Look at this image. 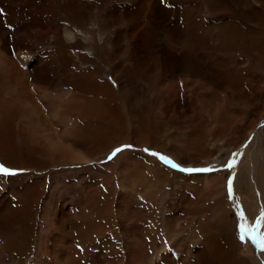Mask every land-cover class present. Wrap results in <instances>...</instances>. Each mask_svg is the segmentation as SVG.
<instances>
[{
  "label": "rangeland",
  "instance_id": "obj_1",
  "mask_svg": "<svg viewBox=\"0 0 264 264\" xmlns=\"http://www.w3.org/2000/svg\"><path fill=\"white\" fill-rule=\"evenodd\" d=\"M39 1L24 0V6L17 11L14 10L15 6L11 1V3L5 1L1 8L4 17L0 35L11 54L22 50L20 48L23 47L25 51H32L29 56L24 53L23 59L30 56L32 59L35 55L41 62L52 59L58 70L48 84L45 83L49 93L47 100L51 116L55 109L54 101L58 103L68 99L73 101V104L77 102L68 98L72 88L68 91V88L60 83L61 78L66 76L59 69L62 62L53 41L45 37L49 35L45 32V27L57 20L56 5L59 7L62 1L67 0L51 2L46 0L48 4L56 5L52 6L51 12L47 15L43 13L37 26L39 29L37 37L26 39L23 45L12 41V36L17 37V34L19 39L18 28H24L27 34L34 33L33 28L29 26L28 4L35 2L39 4ZM92 1L70 0L69 6L73 14L78 16V8L83 2L90 5L89 9L81 11L82 14L86 13L89 22L96 23L104 33L107 53L111 55L114 53V40H117L115 37L118 38V43L122 44L125 50L122 64L136 78L138 72L131 64L133 58L128 45L132 37L144 51H149L146 50L147 46L152 45L149 51L152 60H147L142 71V76L150 78L152 82L142 83L139 89V93H143L144 96L141 102L146 113L142 115L137 113L134 118L131 117V121L128 120L131 124L128 121L124 124L125 129H122L126 135L125 141H122L124 138L118 139L116 132L102 133L99 136L98 147L105 148L110 143L113 146L106 152L97 154L93 159L78 160L64 166L56 164L57 162L47 165L44 162L52 163L50 162L52 155L44 147V143L50 141L52 136L38 117L35 105L26 99L25 92L23 95L7 86L1 89L2 94L10 97L14 103L25 98V104L20 107L17 120L28 127V132L22 138L14 139L18 145L12 152L4 145L0 146V163L15 171L14 175L0 173V264H38V261L45 260V255H41V258L35 261L36 246L42 247L45 244L49 231L47 225L60 201L71 205L72 209H84V212L77 216L72 230L79 229L80 232L69 235L72 241L69 239L63 244L67 252L64 256L65 264H130L126 262L124 255L125 223L116 216L114 206L116 201L127 202L132 209L134 232L130 235L142 243L135 245L134 248L141 254L144 251L148 254L147 259L137 261V264L144 262L176 264V260L179 264H195L198 252L205 250V242L213 239L215 224L218 221V214L214 210L215 200L207 199L205 203L202 201L203 191L199 193L200 195L198 190L196 191V188L206 185L205 179L203 183L199 178L207 176H212L210 178L215 176L213 181L215 190L220 189L224 192L229 202L228 216L232 222L233 237L234 240H239L242 255L249 256L255 253L256 246L251 240V234L246 236L245 242L242 243L238 229L240 224L255 225L261 213H264V209L261 208V202L264 203V191L258 188L259 182L254 179L249 181L254 173L252 157L254 161L257 160V171L261 173L263 170L261 159L264 151L258 147L260 140L257 127L259 126L264 133V52L262 54L250 49L253 45H264V4L262 1L245 4L244 0H227L230 7L229 12H225L219 10L217 6L221 5L223 0H161L165 16L160 25L162 29L157 33L152 20L146 19L142 23L141 19H134L133 24H130V20L124 18V13L135 7L137 0ZM72 11L70 10L71 13ZM113 13H117L120 20L114 18L112 20ZM228 20L230 25L227 28L229 30L227 39V29L223 22ZM186 27L188 28L186 30L191 31L190 40L192 42L194 40L196 49L200 51L193 58L196 67L190 57L179 58L183 53L179 47L174 48L177 58L171 60L168 71L165 69L167 67L164 64L162 43L167 46L169 41L173 40L172 37L180 35ZM244 48L248 49V53ZM68 53L69 57H73V51ZM102 62L97 56L90 55V60L83 64L86 67L80 69L90 71L98 64L103 67V63H110L113 67L118 64V59ZM66 70L70 73L76 71L74 67L72 70L68 68ZM99 80L107 82L114 91H119L118 82L112 73L106 71V67L99 73ZM160 82L163 83L162 87ZM184 99H187V104ZM169 100L171 110L166 112L165 102H170ZM121 101L122 99L118 97V104L125 110L126 115L122 120L126 121L129 114L124 102ZM135 111L138 112L140 109L136 108ZM2 118L0 114V140L6 141L10 139V126ZM97 121L95 116L84 111L70 120L67 119V122L65 119L61 124L56 122L61 131L65 127L77 125L85 128L91 136L97 128ZM133 124L141 125L144 128L143 132L136 134L132 129ZM225 126L228 127L226 131L234 140V145L228 146V149L220 148L218 155L208 161L203 159L200 148L193 150L196 154L192 153V145L195 147L200 145L202 136L213 132V137L218 138L225 132L223 128ZM129 144L132 145L131 148H124L109 159L116 148ZM21 146L32 150L22 152ZM146 148L149 149L148 152L144 151ZM208 151L213 149L210 148ZM152 152L167 156L184 168L207 167L213 170L182 172L165 164L157 156L151 155ZM24 157L27 161L23 160ZM230 161L236 162L231 169L225 167ZM188 162L194 164L184 165ZM158 173H161L160 177H157ZM140 176L143 181L132 185L131 179L133 181ZM251 177L254 178V175ZM30 189L40 192V198L37 200L34 219L28 221L23 215L25 202L23 197ZM209 206L210 211L204 212L203 210ZM193 208L194 210L199 208L195 215L189 212ZM250 210H255L251 216L248 213ZM241 212L244 213L243 218L240 216ZM29 228L32 234L29 237V244L27 243L28 250H22L20 247L17 251L8 247L5 249L7 241L13 239V242L18 243L25 230Z\"/></svg>",
  "mask_w": 264,
  "mask_h": 264
},
{
  "label": "bare ground",
  "instance_id": "obj_2",
  "mask_svg": "<svg viewBox=\"0 0 264 264\" xmlns=\"http://www.w3.org/2000/svg\"><path fill=\"white\" fill-rule=\"evenodd\" d=\"M5 1H9V2L11 1L13 3V6H15L14 7L15 11H17V9L22 8L24 6L23 5L24 0H0V10L1 8H3V3ZM223 1L224 2L221 5H217L218 9L225 12H229L230 6L228 1L227 0H223ZM244 1L245 4H251L253 1H258V2L262 1V4H264V0H244ZM69 2L70 0L62 1V3L60 2L61 5L59 7L56 4H52V5L48 4L46 0H40L39 4L36 2L34 4H28V10L30 13L29 26L33 28L32 30L34 31V33L27 34L24 32L25 31L24 28L21 27L18 28L19 30H17L20 33L19 39H18V34L17 37L12 36V41L14 43H20L22 45L24 42H26V39L28 38L35 39L38 35L37 33L39 32L37 26L39 25V22L42 19V15L44 14L47 15L49 12H51L52 6L55 7L56 5V7L58 8L57 10L58 16L56 17L57 20L55 21L54 24L45 27V32H48L49 35L47 36L44 35V36L47 37L48 40L53 41V44L58 52V56L60 57V62H62V64L59 66V69L62 70L66 76L61 78V82L60 81L59 82L64 85L63 87L68 88V91L72 88L71 89L72 92L68 98L73 99L77 102L73 104L72 103L73 101H69L68 99L64 102H58V103L54 101L55 109H54V113L51 112V116H50V107L48 101L49 99L47 98V95H49V93L47 92L48 88L47 87L45 88V83L48 84L53 74L56 73L58 70L57 67H55L54 63L52 62V59H48L46 61L41 62V60H38L36 55H35L36 58L32 57L31 59L30 56L28 59H23L24 53L27 54V56H29L32 53V51L31 52L25 51L23 47L20 48L22 50H19L16 53L11 54L9 48H7V45L4 42H2L3 39H1V35H0V67H2V69H0V114L2 115L3 117L2 119L4 120V122L8 126H10L9 128L10 139L9 140L6 139V141L0 140L1 141L0 146L3 147L4 145L5 148H7L12 152L13 150H15V146L18 145V143L16 144L15 140L22 138L28 132V127L17 120L18 114L21 110L20 107L25 104V98H23L22 101L19 100L18 103H14L12 99H10V97L7 98L8 96L2 94L1 92V89L7 86L10 87L11 90H13L14 92L15 91H17V93L21 92L23 95L25 92L27 94L26 99L35 105V111L38 113V117L41 119V121L46 126L48 132L51 134L52 138H50V141L44 143V147L47 150H49V152L52 155L50 161L52 163L44 162V164L47 165L57 162L56 164L64 166L78 160L87 161L93 159L97 154L101 152L103 153L106 152L108 148H110L113 145L110 143L105 148H99L98 140H99V136L102 133H108V131L109 133L116 132L118 139L122 140L124 138L122 141H125L126 135L123 134L124 130L122 129L125 127L124 124H127L128 120L131 121V117L134 118L137 113L141 115L146 113L145 112L146 109L144 108V106L142 105L143 103L141 102V100L142 101L144 100L143 98L144 96H142L143 93H139L140 91L139 89H141L142 83L150 84V82H152L150 78H144L142 76L143 75L142 71L144 69L145 64H147V60L148 61L149 59L152 60L150 56L151 53H149V51L152 48L151 47L152 45L147 46L146 50L149 51H144V49L141 46H139L140 44H138V41L133 37L129 45L127 44L132 52L131 55L133 60L131 64L133 67L136 68L138 72L136 73L138 75V78H136L135 75L131 71L127 70V68L122 64L123 53L125 52V50L123 49L122 44L118 43V38L115 37L117 40H114V44H115L114 53L112 52V55L110 53H107L105 50L106 44L103 35L104 33L100 31V27H98L96 23L89 22V16H87L86 13L82 14L81 11L85 8L89 9L90 5L89 4L87 5L85 2H83V4L80 6L81 8L80 7H79L80 9L78 8V13H77L78 16L76 15L77 16L76 17L69 6ZM70 10L72 11V13L70 12ZM99 16L97 17L95 16V17L98 18ZM164 16H165V11L164 8L162 7L161 0H137L135 7L131 8L130 10H127L124 13V18L130 20V24H133L134 19H141L142 23L143 20L146 21V19L152 20L155 23L154 25L157 33H159L162 29L160 25H162L163 23L162 21L164 20ZM3 17L4 16H0V27H2L1 25L3 23ZM113 18L117 21L120 20V17L117 15V13L112 14V20ZM223 24L224 27H226L227 29L228 26L230 25V22L229 20L224 21ZM186 29L188 28L186 27L185 29H183V32H181L180 35L172 37L173 40H170L167 46H165L164 43H162L161 48L163 50L164 64L167 67L165 69H167L168 71H170L171 60L177 58V56H175L174 48H179V47L182 48L181 50L183 51V53L179 56V58L190 57V59H192V62L195 63L194 62L195 59L193 58H195L198 55L199 50L196 49L194 40L193 42L190 40L191 38L189 36V33L191 31H188ZM228 31H229L228 29L227 32L224 31L227 34L226 36L227 39L229 38ZM250 50L260 52L263 54L264 45L262 44L253 45V48H251ZM72 51H73V57H69L68 52H72ZM246 52L248 53V49L246 50ZM90 55L97 56V58L101 62L113 61L115 58L118 59V64L114 65L113 67L110 66V63L102 62L103 63L102 65H104L103 67H106V71L112 73L114 79L118 82L119 85L118 92L114 91L113 88L107 82H103L99 80V73H101L103 69V67H101L100 64L96 65V67L90 71L80 69L82 67H86L83 64H85L87 61L90 60ZM26 62H28V65H26ZM210 63L212 64L211 60ZM194 65L196 67V63ZM73 67L76 70L75 72L70 73L68 70H66V68L72 70ZM167 70L165 72H167ZM163 81L165 80L163 79ZM139 82L141 83L139 84ZM160 84L162 87L163 83L160 82ZM167 84L169 85V83ZM43 89L45 90V92H41V90ZM118 97L122 99L121 103L124 102L126 106V110L129 114L127 116L128 119L127 120L125 119L126 121H123L124 118H126L125 117L126 115H124L125 110H123L122 107L120 108V104H118ZM39 98L43 100H40ZM184 101L187 104L188 102L187 99H184ZM170 104L171 101L165 102V106L167 109L166 112L171 110ZM136 108H139L140 111L136 112L135 111ZM84 111L88 115L95 116L98 120L97 128L96 130H94L91 136L90 133H88V131H86L85 128L79 127L77 125H73L71 127H65V129H63L62 131L59 129V125L57 124L56 121L60 122L61 124V122H64L65 119V121L67 122V119L70 120L76 114H79ZM14 126H15V131H13ZM223 128L225 129V132H222L220 134L223 135V137H220V135L218 138L213 137L214 135L212 134L213 133L212 132L210 134L206 133L204 136H202L201 141L199 138L200 145H196V147L192 145V153L196 154L193 150L198 147L200 148L201 153H203V155L202 154L200 155H202L205 161H208L211 160L214 156L218 155V153L221 150L220 148L228 149L229 148L228 146L234 145L235 143L234 140L230 137L229 132L226 131L228 130V127L225 126ZM132 129L133 131L136 132V134L137 133L139 134V132L141 131L143 132L144 128L141 125L138 126L137 124H133ZM257 134H258V139L260 140V142L258 141V145H259L258 147L261 149V151H264V133L261 131L259 126L257 127ZM210 148H212L214 152L208 151V149ZM20 149L22 152L24 150L25 151L32 150V148L25 149V147L23 146H21ZM23 160L27 161L25 157ZM251 160H252L251 162L252 167L254 166V173H253L254 178H252L251 176L253 175H251L249 181L251 182V180L254 179L257 182H259L258 188H261L264 191V155L262 156L261 159L263 163L262 164L263 170L261 169L262 170L261 173H259V171H257L256 169L257 160L254 161L253 157L251 158ZM192 164L194 163L188 162L184 165H192ZM133 169H134V165H133ZM156 175L157 177H160L161 173H158ZM133 177L135 178V176ZM210 177L212 176L199 178L203 181V183L205 179L206 185L205 184L203 185L201 183L203 187L196 188V191L198 190V195H200L199 193L203 191L201 192V194H203L202 197L204 196L202 201L204 200L205 203L207 199L215 200V203L213 202L214 210H216V213L218 214V221L217 224H215L216 230L213 236V239L215 240L212 239L208 243L205 242L204 244L205 250L198 252L199 256L195 261L196 263L195 262L194 263L209 264V259L211 258L210 259L211 264H264V249L260 246V244L257 241H253L254 245L256 246L255 253H252L249 256L242 255L241 248H239L240 242L239 240L237 241L234 240L235 237H233L234 233L232 228V222L229 220V216H228V209L230 207V205L228 204L229 202L226 200V196L224 192H221L220 189L219 191L215 190L213 183L215 176L213 178ZM140 180H142L141 176L138 179H134L133 181L131 179V182H133L131 184L133 185L134 183L135 184L140 183ZM250 196L251 195H249V197ZM23 198L25 201L23 206V215L26 220L31 221L32 219H34V216L36 215L35 211L38 203L37 200L38 198H40V192L30 189L27 191V193ZM131 199H132L131 202L133 203L134 198L132 197ZM114 206H115L116 216L125 223L123 230L125 234L123 232L122 233L123 235H126V237L124 238L122 237V238L124 239L123 241L125 247L124 255L127 260L126 262L130 264H137V261L143 260L144 258L147 259L146 256H148V254L145 251L144 253L141 254L137 251V249L134 248L135 245H142V243H139L138 239L130 235L131 233L134 232V228H133L134 225L132 224L133 223L132 222L133 212H131L132 209L130 208V206H128L127 202L124 203L122 201H116ZM206 208L207 209L203 211L207 213L208 211H210L211 206ZM261 208L264 209L263 202H261ZM193 210L189 212L195 215L196 211H198L199 208H197L194 211ZM255 210H250L248 212L249 215L251 216L252 214H254ZM82 212H84V209H80V208L72 209V206L65 204L64 201L59 202V205L56 206V209L52 213L53 216L51 221L47 225L49 231H48V236L46 237L45 244L42 247L40 245L36 246L37 250L35 254L36 257L34 258L35 261H38L41 258V255H45V260L43 262L38 261V264L66 263L65 260L66 258H64V256L67 254V252L65 251L66 249L63 244H65V242L70 239L69 235L74 233L78 234L80 232L79 229H75V231L72 230L74 229L73 226L75 225L74 222L77 216ZM189 220L190 222L192 221L191 219ZM31 234H32L31 228L26 229L23 237L19 240L18 243L17 242L15 243L13 242V239H10V241H7L6 244L4 245L5 249L7 250L8 247L15 249L17 251L18 247H20V249L22 250H28L27 243L29 244V237L31 236ZM173 262L175 261L173 260ZM146 264L148 263L146 262ZM176 264H179L177 260H176Z\"/></svg>",
  "mask_w": 264,
  "mask_h": 264
},
{
  "label": "snow or ice",
  "instance_id": "obj_3",
  "mask_svg": "<svg viewBox=\"0 0 264 264\" xmlns=\"http://www.w3.org/2000/svg\"><path fill=\"white\" fill-rule=\"evenodd\" d=\"M3 15V11L0 10V16ZM132 145H124L120 148H116L111 155L109 156V159H111L113 156H115L117 153L121 152L124 148H131ZM145 152H148L149 149H144ZM153 156H157L162 162H164L165 164L170 165L172 168L178 169L182 172H188V173H192V172H211L213 169L212 168H207V167H203V168H184L181 167L180 164L175 163L174 161H172L170 158H168L167 156L161 155L159 153H155L152 152L150 153ZM235 161H230L229 163H227L225 165V167L231 169L235 166ZM0 173H3L5 175H14L15 171L6 167L5 165H3L2 163H0ZM229 188H231V182H229ZM241 218H243L244 213L241 212L240 213ZM261 229H264V213H261V215L259 216V218L256 220L255 225L253 226H249L247 224H240L239 225V239L240 241L243 243L245 242V237L248 236L249 234H251V240L252 241H257L260 246L262 248H264V231H261Z\"/></svg>",
  "mask_w": 264,
  "mask_h": 264
}]
</instances>
